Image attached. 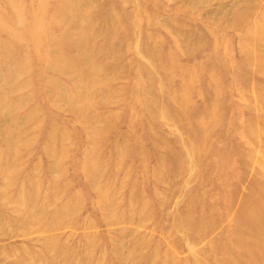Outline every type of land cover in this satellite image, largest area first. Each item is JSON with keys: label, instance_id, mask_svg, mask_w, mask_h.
I'll use <instances>...</instances> for the list:
<instances>
[{"label": "rangeland", "instance_id": "1", "mask_svg": "<svg viewBox=\"0 0 264 264\" xmlns=\"http://www.w3.org/2000/svg\"><path fill=\"white\" fill-rule=\"evenodd\" d=\"M0 264H264V0H0Z\"/></svg>", "mask_w": 264, "mask_h": 264}]
</instances>
